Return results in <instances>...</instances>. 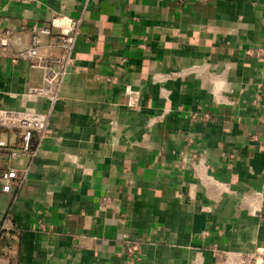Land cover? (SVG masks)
I'll return each mask as SVG.
<instances>
[{
  "label": "crops",
  "instance_id": "crops-1",
  "mask_svg": "<svg viewBox=\"0 0 264 264\" xmlns=\"http://www.w3.org/2000/svg\"><path fill=\"white\" fill-rule=\"evenodd\" d=\"M54 17L80 18L81 35L51 103L30 92L42 70L12 57L33 22ZM2 28L12 36L0 47V108L49 111L50 124L25 183L0 187V225L12 218L0 264H215L220 252L221 264H240V252L264 254V107L254 102L264 101V57L245 53L264 48V0H0ZM193 110L210 120L192 121ZM128 236L140 242L132 257Z\"/></svg>",
  "mask_w": 264,
  "mask_h": 264
},
{
  "label": "built area",
  "instance_id": "built-area-1",
  "mask_svg": "<svg viewBox=\"0 0 264 264\" xmlns=\"http://www.w3.org/2000/svg\"><path fill=\"white\" fill-rule=\"evenodd\" d=\"M22 4H30L36 0H6ZM182 3L183 0H175ZM57 17L50 20L49 25H40L33 22L29 31V40L26 48L13 55V61L25 59L29 61L32 67L42 70V85L31 88L30 92L39 95H46L50 102H55L58 96L59 84L66 73V69L74 62L75 47L78 37L81 35L80 18H68L66 23H56ZM51 27H58L59 33L52 35ZM12 31L7 28L0 29V47L3 50L8 49L9 38ZM50 36L48 42H43V37ZM87 38H85L86 40ZM144 47V46H143ZM51 50H57L58 54L53 55ZM247 55L264 57V48L256 46L255 48L246 49ZM125 59H122L124 61ZM181 71H169L155 76L158 79H167L177 76ZM127 95L131 93L126 89ZM255 103L264 107V101L255 100ZM128 103L132 102L128 99ZM192 121H208L211 118L209 112H200L193 110L190 112ZM50 124L49 111L46 112H22L14 109L0 108V187L3 192H10L13 188L21 187L28 176L31 164L37 156L38 146L45 136ZM3 133L16 135L13 141L7 140L2 136ZM36 137V144L33 146V138ZM25 156L27 163L21 167L14 165V162L20 157ZM191 157H196L191 153ZM111 201L109 196H103L100 199V205L105 206ZM264 220V215L259 216ZM12 218L10 214L5 215L0 225L2 235L12 230ZM140 249L138 239L128 236L125 240L124 253L128 257L135 256ZM223 252L217 253L215 264H221ZM240 264H264V254L258 253L257 250L240 252Z\"/></svg>",
  "mask_w": 264,
  "mask_h": 264
}]
</instances>
